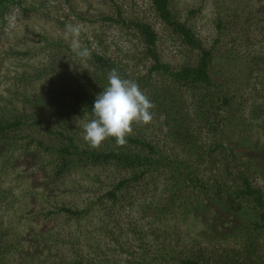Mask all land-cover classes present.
I'll return each instance as SVG.
<instances>
[{
	"label": "rangeland",
	"instance_id": "374dc122",
	"mask_svg": "<svg viewBox=\"0 0 264 264\" xmlns=\"http://www.w3.org/2000/svg\"><path fill=\"white\" fill-rule=\"evenodd\" d=\"M20 1L0 24V122L27 116L29 123L39 121L42 126H25L8 132L11 140H0V264H180L171 258L201 257L216 264L218 258H236L245 247L262 256L264 264V227L252 228L255 205L229 191L243 188L239 176L244 172L264 199V100L250 97L264 92V0L169 1L172 13L187 22L206 49L213 48L210 71L227 88L230 104L215 118V102L212 106L201 100L208 91L179 88L160 73L135 81L121 67L120 77L136 82L154 105L153 119L133 124L127 136L155 146L160 154L154 158L162 156L182 166L161 168L159 175L148 171L127 183L115 200L106 193L143 167L123 169L86 161L83 168L78 165L54 179L51 168L40 167H49L51 159L28 142L60 144L57 134L62 132L81 152L124 151L126 144L111 137L98 148L84 140V125L93 118L80 112L73 96L90 91L95 102L108 86L111 71L99 69L92 57L75 54L67 26H80L81 47L97 34L113 56L134 43L122 37L121 25L101 21L105 15L115 16L105 0H69L71 9L64 0ZM114 2L124 18L150 23L158 34L157 54L171 69L194 63L198 52L183 47L178 38L169 41L168 28L150 19L149 0ZM62 86L70 89L63 99L69 108L61 110L69 117L59 124L52 108L42 107ZM129 149L141 152L138 147ZM230 196L242 211L230 207ZM61 208L84 213L69 220ZM152 229L160 238L142 252V243L133 237L140 231L143 240L153 243L148 238Z\"/></svg>",
	"mask_w": 264,
	"mask_h": 264
},
{
	"label": "trees",
	"instance_id": "16d2710c",
	"mask_svg": "<svg viewBox=\"0 0 264 264\" xmlns=\"http://www.w3.org/2000/svg\"><path fill=\"white\" fill-rule=\"evenodd\" d=\"M104 1V0H102ZM109 4H111V7L114 8L115 16L114 15H105L101 19L103 23H107L108 26L111 24L115 25H121L123 29V35L122 37L127 38V43L133 44L132 48H123V50H117L116 55L113 56L108 53L107 47L102 45V41L105 40H98V35L93 34V41L91 42H85L84 48H88L92 57L93 61L99 65V69H104V71H112L113 69L116 70L117 73H120L119 71L122 70L121 67L124 68V72L126 76H129L133 78L135 81H141L144 78H150L152 74H163L172 79V82L180 87H194L200 90L208 91L207 94H204V97L201 99L202 102L210 103L213 106V103L215 102L213 115L215 118H218L221 114V111L225 110L229 104V98H228V90L227 88H224L221 84L216 82V72H211L210 67L212 64V49H206L201 41L195 36V33L193 32V29L188 26L186 21H181L178 19L177 15L175 13H172L171 9L169 8V1L170 0H149V9L148 12L150 15V19L154 18L157 23L164 26L165 29L168 28L170 31L168 34V40L172 42V40L180 39L183 47H189L194 52L197 51L198 54H196L193 64H184L179 69H171L169 64H166L162 62L157 54V41H158V34L153 30L150 23L148 21H142L138 18H124L122 11L120 8L115 4L114 0H105ZM64 2L69 6V0H64ZM21 5L20 0H0V24L4 23L5 16L10 12V9L12 7H19ZM39 9H42L43 7H38ZM198 10H195L192 12V15L195 14ZM73 15L77 16L76 13L73 12ZM146 15V14H145ZM115 17V18H114ZM85 19V18H84ZM147 18L146 20H148ZM85 21H89L86 20ZM91 22V21H89ZM93 22V21H92ZM91 22V23H92ZM218 29H221L223 27V24L221 21L217 22ZM102 45V46H101ZM138 45L141 47L139 48ZM132 50V51H131ZM138 72H143L141 75H136ZM211 72V73H210ZM109 75V74H108ZM106 76V75H105ZM262 86V85H261ZM215 89L213 91V94L209 92V89ZM263 88V87H262ZM264 89V88H263ZM262 89V90H263ZM67 93L65 94V92ZM70 91V89H69ZM68 91V88L65 86H62L60 89L55 91L53 95L51 96L50 101L43 104V110L45 107H49V109L52 108V112L59 118L58 121L59 124L64 123L65 119L69 117V114H63V110L68 109L69 106L63 102V99L65 97L70 96V93ZM168 94V96L171 97V94L169 92H165ZM170 94V95H169ZM77 103L80 104V112L84 114H89L91 118H94V113L92 111V106L94 104V100L92 98V94L90 91H83V92H77L73 96ZM253 97L256 101L257 99L261 98L264 100V92L260 93V91L255 92L254 95L250 96ZM197 98V97H196ZM198 99V98H197ZM174 101V100H173ZM251 101L250 98H248L247 102ZM160 106V105H159ZM80 109L79 107H77ZM84 110H83V109ZM184 105L182 106V109H184ZM76 109V108H74ZM76 112V110H74ZM70 111V109L68 110ZM43 113V112H42ZM83 114V115H84ZM27 116L21 117L18 116V118H15L11 121H7L4 124L0 122V140H11L12 138L8 134V132L14 133L17 130H20L22 127L29 126V125H38L42 126L40 122L32 121L29 123L28 120H26ZM29 118V117H28ZM55 122V121H54ZM68 122V119H67ZM57 124V122H55ZM48 135L51 137L53 136V133L48 130ZM57 137L59 138L60 144H53L52 146L46 145L41 140L34 141L29 140L28 146L32 144V142L36 143V147L38 148V151H42L46 156H48L50 160V166L45 167L44 165H40L42 169H50L51 172H53L54 179L64 177L68 173H71V169H76L78 165H80L81 168L85 166V162L88 161L90 164L93 165H101L104 163L110 164L111 167H114V164L118 167H121L123 169H128L130 167H143V170L139 174H133L129 180H120L118 181L114 186H112L111 190H109L106 193V197L108 199H114L118 194H120V191L125 189L127 186V183H130V181H137L142 179L143 176H145L148 171H150L151 174H157L159 175L162 171L161 168H166L168 170H174L176 166H182L179 163H177L176 160H169L164 161L162 160V156H159L158 159L153 157V154H160L157 151L158 149L151 145L150 143L146 142L145 140H138V138L135 137H126V147L124 148V151H116V150H110L105 153L100 152L97 154L89 153V152H81L80 147L76 145L72 139V137L68 136V134H63L62 132L57 134ZM112 139H115L111 137ZM65 142V144L63 143ZM129 147H138L140 148L141 152L134 153L133 150L129 149ZM34 151V150H33ZM35 152V151H34ZM115 166V167H116ZM146 167V168H145ZM150 168V169H148ZM247 168V167H246ZM148 169V170H147ZM248 169V168H247ZM49 172V171H45ZM50 172V173H51ZM152 179V177L150 178ZM160 179L155 178L154 181H157ZM239 180L242 182L243 188H235L234 190L229 189V191H232V194H234L236 197H248L252 201V203L255 205V216H253V223H255L252 227L255 231H258L260 229H263L264 225V199L263 194L259 188H253L251 186V182L249 177L244 175V172L241 173L239 176ZM217 192H221V189L218 187ZM232 198L229 197V204L230 207L235 205V208H237V211H242L243 208L240 205V203ZM238 206V207H237ZM60 211H63L67 216H69V220L77 217L80 218L81 215L84 212H80L78 210H71L68 208H61ZM55 213V212H54ZM249 225V224H247ZM250 226V225H249ZM156 229H152V231L149 233L150 236L148 237L149 240L153 238V243H149L145 239V234L141 233L140 231L137 233V237H133V240H135L138 245H140L139 250L147 251V248L149 246H152L154 244L155 238H160V236L156 235L154 237V232ZM159 233L160 230L157 229ZM164 232L163 230H161ZM139 237V239H138ZM146 241V242H145ZM241 242V241H240ZM137 245V246H138ZM244 254L242 261L240 264H260L263 261V257H259L255 255L249 248L245 249L243 248V252L239 253L235 256H237L234 259H229L225 256H221L223 259H215L216 264H235L234 260L238 258L239 256ZM214 255V254H213ZM215 256V255H214ZM225 259L224 263L223 260ZM172 261H178L180 264H208L209 260L201 257L197 259H172Z\"/></svg>",
	"mask_w": 264,
	"mask_h": 264
},
{
	"label": "clouds",
	"instance_id": "9594fccd",
	"mask_svg": "<svg viewBox=\"0 0 264 264\" xmlns=\"http://www.w3.org/2000/svg\"><path fill=\"white\" fill-rule=\"evenodd\" d=\"M67 29L72 36L71 47L75 54L89 58V49L81 47L78 40L80 26L68 25ZM153 108V103L136 82L121 78L113 69L108 77V86L97 95L92 106L94 118L84 125V140L93 148H98L110 137L123 145L126 136L132 132L133 124H147L153 119Z\"/></svg>",
	"mask_w": 264,
	"mask_h": 264
}]
</instances>
